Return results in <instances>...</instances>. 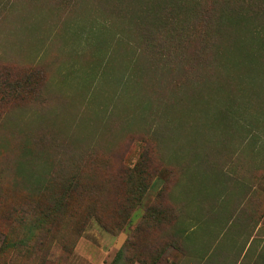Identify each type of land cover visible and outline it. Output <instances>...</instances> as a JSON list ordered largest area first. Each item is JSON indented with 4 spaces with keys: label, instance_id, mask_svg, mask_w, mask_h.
<instances>
[{
    "label": "rangeland",
    "instance_id": "374dc122",
    "mask_svg": "<svg viewBox=\"0 0 264 264\" xmlns=\"http://www.w3.org/2000/svg\"><path fill=\"white\" fill-rule=\"evenodd\" d=\"M50 173L98 211L22 208ZM191 260L264 264V0H0V264Z\"/></svg>",
    "mask_w": 264,
    "mask_h": 264
},
{
    "label": "trees",
    "instance_id": "16d2710c",
    "mask_svg": "<svg viewBox=\"0 0 264 264\" xmlns=\"http://www.w3.org/2000/svg\"><path fill=\"white\" fill-rule=\"evenodd\" d=\"M243 1L246 2L248 0H243ZM140 43H142V45L146 49H149L154 53L157 52L156 46L153 43V38L145 37L140 41ZM16 86L17 85L14 84L13 88L15 87V89H17L18 86L17 88ZM127 170L129 169L123 167L121 163H119L117 168V173L119 175L118 179H120L122 175L125 174V171L127 172ZM129 171L131 172V176L142 174L139 170H137V166H133ZM58 180H61L59 181V183L61 184L60 185L61 189L58 191L57 194L52 195V197H50V200L48 202L39 200L35 196H25L20 206L22 208H30L32 210L37 211V214L39 215L37 219L43 222L47 221L50 225L58 224V222L62 220L61 215L71 207L73 209L82 208L84 212H87L89 210L95 212L98 211L97 208L99 207V205H97L96 202L89 201L88 199L84 200L85 196L76 194V190L79 187V183H78L79 180H77V178L74 176L73 173H69L67 175L60 173L59 176H55L54 173H50L49 176H47V178L43 180L42 183L41 182L36 183V187L34 188V191L41 193L48 192L50 188H53L55 186V183ZM135 189L138 192L133 194L132 197L127 201V204L130 205L128 211L127 210L126 212L122 211V213H125L124 218H127V213L130 212L141 199L145 190L143 182L138 181L137 185L135 186ZM94 217L101 224V226L108 228L106 218H103L100 215H94ZM121 217L123 216H120V218ZM120 224L118 226H120Z\"/></svg>",
    "mask_w": 264,
    "mask_h": 264
},
{
    "label": "crops",
    "instance_id": "0c3cea01",
    "mask_svg": "<svg viewBox=\"0 0 264 264\" xmlns=\"http://www.w3.org/2000/svg\"><path fill=\"white\" fill-rule=\"evenodd\" d=\"M187 240L188 241L185 242L186 244L185 248H186L187 253L192 259L200 260L201 258L205 257L204 255L208 249V245L210 244V241L208 239L201 238V240L199 241V239H195V238L190 239L189 237V239ZM239 260H240V257L238 258V261ZM186 264H195V263H193V260H191L190 263H186Z\"/></svg>",
    "mask_w": 264,
    "mask_h": 264
}]
</instances>
